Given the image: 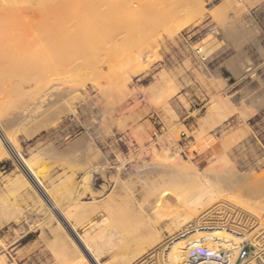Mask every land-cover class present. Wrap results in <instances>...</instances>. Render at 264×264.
Returning <instances> with one entry per match:
<instances>
[{
  "label": "rangeland",
  "instance_id": "1",
  "mask_svg": "<svg viewBox=\"0 0 264 264\" xmlns=\"http://www.w3.org/2000/svg\"><path fill=\"white\" fill-rule=\"evenodd\" d=\"M161 1L132 0L129 19L116 20L104 49H71L63 74L49 76L52 87L72 91L66 102H45L40 91L13 102V80L2 89L0 117L43 105L39 116L6 132L0 125V142L13 146L0 158L3 264H125L157 232L170 237L173 210L187 205L199 181L217 190L226 208L239 210L227 200L233 193L256 201L242 200L264 218L257 200L234 191L235 177L246 185L264 171V0ZM107 4L103 9H115ZM201 5L204 11L188 15ZM18 25L21 35L32 34L31 23ZM26 45L0 50V57L20 59L0 62V78L48 77L50 70L22 61L36 52L34 38ZM60 55L45 53L43 64L62 66ZM234 57L240 73L230 67ZM174 162L182 168L171 171ZM247 213L235 224L245 228ZM99 233L100 250L87 251L82 242Z\"/></svg>",
  "mask_w": 264,
  "mask_h": 264
},
{
  "label": "bare ground",
  "instance_id": "2",
  "mask_svg": "<svg viewBox=\"0 0 264 264\" xmlns=\"http://www.w3.org/2000/svg\"><path fill=\"white\" fill-rule=\"evenodd\" d=\"M131 1L129 0H81V2H77L76 0H59V1H56V0H0V50H4L6 53L11 52V51H17V50H27L26 44L28 43V41L34 38L35 43L37 45L31 47L30 50H35L36 52L33 51V53H31L30 55H27L26 58L22 61L32 63L41 73L43 72L46 73L47 71L50 70L47 73L48 77H46L43 81L36 79L35 81L30 82V83L24 82V80L17 77V74L13 76H8V77L7 76L1 77L0 78V95L2 94V89L4 88V86L9 81L13 80L17 83V86L19 88V90L12 97L13 102L21 100L30 92H38V91L42 92V98L45 102L49 100L52 101L53 103L66 102L70 98V96L73 95L72 91L66 88L60 89L57 87H52L51 83L53 79H51V77L49 76H53V75L60 76L63 74L62 67L66 65V63L69 61V57L73 56L72 54H70V52L72 51L71 49H73V47L76 46V44L78 45V43L79 44L81 43V45L84 44V46L89 45V47L95 48L97 50L104 49V46H102L101 43H103V40L108 38V36H111L114 33V31L117 29L116 27L118 26L117 19L122 18L124 19V22L126 21V19H129L131 12H132L131 10H133ZM145 1H148V0H145ZM195 1H191V2L194 3ZM106 3H108L107 5H109L108 8L110 9H112V7H115L116 9L118 7V4H120L119 5L120 7L117 8L120 11L118 12L116 11L117 12L116 13L115 11H113L115 9L113 10L103 9L104 4ZM141 3L142 5H147L146 3L148 2H146L145 4L143 2ZM115 4H117V7ZM108 10L109 12L110 11L114 12L113 13L114 17L112 16L111 13H107ZM140 10H142V8ZM198 10L204 11V7L203 6L200 8H198L197 6L190 7L188 8L187 13L188 15L190 14L193 15L194 12H197ZM225 11L226 10H224V12ZM227 11L225 13H227ZM43 21L46 22L44 26H40L37 23V22H43ZM72 21L78 22L79 24L72 28L71 27L70 28L61 27L62 23L65 24L67 22H72ZM20 22L31 23L32 26H30V28L33 31L31 32L32 33L31 35L26 37L20 34L19 32L20 26L18 25ZM120 22L121 21H119V23ZM124 22L122 21L121 23H124ZM124 27L123 29H125ZM117 32L119 31L117 30ZM81 45H79V47ZM84 46L82 45V47ZM145 46H148V44H146ZM82 47H80L79 49H81ZM55 52L56 54L58 53V55L59 54L64 55V57L60 55L61 56L60 59L63 62L62 66L60 65L55 66L54 64V67H53V65L48 66L46 64H43L44 54L45 53L53 54ZM62 58L64 59V61ZM234 58L235 59H233L230 62V67L235 73H240L241 72V66H240L241 62L236 57ZM0 62L2 63L12 62L13 64H16L20 62V59L12 60L8 56L4 55L3 57L2 56L0 57ZM247 71L251 72L252 68L249 67ZM5 104H7L6 100L5 101L2 100L0 96V108L3 107ZM42 108H43V105L42 106L36 105V106L27 107V108L20 109V110H12L10 113L9 112L6 113L4 117H0V125H2L4 132H6L7 129L21 122L22 120L36 118L41 113ZM28 136H32V135H28ZM12 149H13V146L10 144H7L4 140L0 142V158L2 155L3 156L7 155L9 152L12 151ZM181 168H182V164L180 162H174L171 165L170 170L177 171V170H180ZM238 176L235 177V180H234L235 182L234 191L241 193V194L244 192H248L251 198L257 200V202H259V204L262 205V206L258 205L259 210L261 209L262 211L261 210L260 211L264 212V171L261 177H254V178L251 177L252 178L251 181L250 179H248L249 178L248 177L247 178L248 184L246 185H239L240 184L239 179H237L239 178ZM244 179L242 180V182L244 181ZM193 184L192 185L196 188L197 191L194 193L193 189L191 188V190L193 191L192 192L193 194L191 196V199L188 200V203H186L187 205H185L184 208L180 207V209L178 208L174 209L172 212L173 217L170 223L168 224V230H167L169 231L168 234L170 233V237L167 240L163 241L162 237L160 236L161 232L156 231L159 234H156V235L153 234L155 236V240L150 244L148 241L149 240L148 238L147 242L149 243V245H146L145 243L144 245L146 246L143 245L141 247H138L139 249L136 255H134L135 253L133 254L134 255L133 259L136 257L139 258L136 264H157L160 261V259H162L161 257H163L164 259L163 260L164 264H191L190 260H192L191 254H192L193 248L196 246V243H198L201 240L212 241V240L218 239L220 242H222L227 247L231 248L232 250H235L236 249V246H234L235 244H239L243 240H246L249 237H253L254 243L259 244L261 246L260 250L264 252V243L261 244V242L264 241V218L261 217L262 214L256 211V208H255L256 201L251 202L250 198H246L245 196V198L242 199L243 201L247 199L251 202V204L255 203L254 205H250L249 201L245 203L241 199H239L237 197L238 195L237 196L235 195L236 193H233V195L228 196L227 197L228 199L226 198L230 203H232V205L234 204L235 206L238 207L239 209L237 211L238 215L242 217L243 216L242 213L244 212V210L245 212L248 211V213L251 215L249 216V214L247 213L249 217L246 220V225L247 226L249 225L252 228L254 225V230L248 234L249 230L240 226L241 222L243 221L241 220L239 223L235 224L236 223V218H235L234 220L235 222L230 224V219H231L230 216L226 218L224 217L225 223L230 226L220 225L217 223L212 224L211 222L208 223L207 221H202L203 218L204 220L206 219L210 220L214 217L213 214L211 213L212 210L208 212L207 214H205L204 216L201 215L206 210H208V208L214 205H217L215 209H223L225 205L223 204V197L220 196V193L214 188H209L208 186H206L205 183L200 182V181L193 183ZM239 197H241V195ZM200 215H201V218L198 219ZM104 220H106V218ZM237 221H239L238 218H237ZM110 233H109L110 238H113L114 235L115 236L118 235V232H115V233L112 232L111 234ZM90 236L88 239L82 242L85 248L87 249V251H90V252L95 251V248H96V251L100 250L99 249L100 246L98 245V242L100 239H104V235L99 233L98 235L94 234L93 236L91 237ZM119 236H120V233H119ZM82 243L80 245H82ZM158 244L159 245L162 244V245H160L159 247H155V245H158ZM56 251L57 253H59L62 250H59L58 252L57 247H56ZM96 251L95 253H97ZM236 253L237 251H234V257L232 259V262L229 264L234 263L236 259ZM62 255H64V253ZM59 257L58 255H56L57 259ZM131 258L125 264H133L132 262L133 259ZM69 260L70 258L68 259V261ZM97 260H98V257H97ZM0 264H3L2 260H0ZM261 264H264V257L261 259Z\"/></svg>",
  "mask_w": 264,
  "mask_h": 264
},
{
  "label": "built area",
  "instance_id": "3",
  "mask_svg": "<svg viewBox=\"0 0 264 264\" xmlns=\"http://www.w3.org/2000/svg\"><path fill=\"white\" fill-rule=\"evenodd\" d=\"M213 214L212 219H202V221H207L208 223H217L220 225H227L225 223L224 217H241L238 215V212L235 209L223 208L216 209L211 212ZM244 228V227H243ZM249 229V226L245 227ZM250 229L248 234L250 233ZM264 241L261 242V244ZM235 250L224 245L218 239L216 240H201L196 243V246L193 248L190 263L191 264H229L232 262L234 257V251L236 253V259L233 264H261V259L264 257V252L260 250V245L255 244L253 237H249L246 240H243L239 244H235Z\"/></svg>",
  "mask_w": 264,
  "mask_h": 264
}]
</instances>
